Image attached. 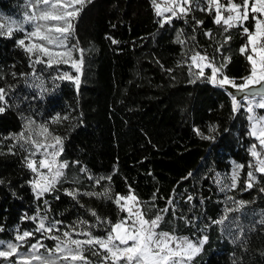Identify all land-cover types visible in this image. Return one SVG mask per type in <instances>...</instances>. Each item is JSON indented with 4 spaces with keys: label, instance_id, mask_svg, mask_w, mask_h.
<instances>
[{
    "label": "trees",
    "instance_id": "16d2710c",
    "mask_svg": "<svg viewBox=\"0 0 264 264\" xmlns=\"http://www.w3.org/2000/svg\"><path fill=\"white\" fill-rule=\"evenodd\" d=\"M9 5L0 0L1 8ZM193 17L203 25L197 27ZM160 19L152 0L86 4L73 34L74 43L85 50L78 89L72 81L54 79L60 74L53 67L37 64L33 69V59L17 44L21 34L0 35V88L6 90L7 100V109L0 114V240L14 241L17 229L34 230L35 222L24 217L37 211L49 220L63 221L62 228L80 220L95 224L90 210L115 222L123 214L114 203L85 193L110 187L113 193L126 194L131 185L151 209L150 216L175 196V211L169 207L162 230L194 240L209 236L192 264H264L260 223L264 193L259 191L264 177L243 191L247 165L253 161L249 148L257 142L249 134L248 113L232 112L227 90L203 79L190 83L187 59L193 49L215 56L217 62L230 57L225 72L239 83L249 71L239 51L246 39L238 28L232 29L228 33L232 39L220 55L216 47L224 33L212 15L197 10L163 27ZM206 31L213 33V39L204 35ZM181 33L186 43L178 42ZM56 117L58 123L53 122ZM28 119L47 124L64 138L60 160L69 164L56 191L41 199L35 198L29 184L34 174L25 166L26 151L18 144L8 150L15 143L9 137L23 131ZM196 129L214 140L203 139ZM235 164L245 165L239 187L221 190L217 176L228 185ZM189 172L191 177L183 179ZM89 176H111V181L95 185ZM66 189H78L80 195L73 199ZM153 193L155 207H151ZM188 195L193 201H187ZM228 197L248 203L239 211L226 212L236 207ZM224 215L228 219L223 225L212 223ZM92 231L106 235L104 225ZM48 243L52 248L56 242Z\"/></svg>",
    "mask_w": 264,
    "mask_h": 264
},
{
    "label": "snow or ice",
    "instance_id": "6c2138e0",
    "mask_svg": "<svg viewBox=\"0 0 264 264\" xmlns=\"http://www.w3.org/2000/svg\"><path fill=\"white\" fill-rule=\"evenodd\" d=\"M92 2L93 0H32L33 11L25 16L24 22L32 24L33 30L27 31L17 44L29 54L30 59L35 57L32 60L33 69L37 64H45L49 68L61 64L70 65L77 75L63 72L54 79L72 81L77 89L79 88L85 50L78 47V44L70 46L69 39L73 37L75 23L80 13L86 4ZM152 4L156 15L161 18V27L164 24H171L174 19H186L197 10L212 15L213 23L224 33L222 41L218 42L216 47V53L220 55H223L225 45L232 39L228 34L232 29L238 28L245 37L246 42L239 51L245 55L249 71L246 76L239 78V83L236 78L229 77L225 72L230 57H224L222 62H217L215 56H209L203 50L193 49L187 59L190 61L188 67L193 77L190 83L203 79L219 88L227 90L230 87L242 94L238 99L233 92H228L232 112L235 114L241 109L246 110L247 119L251 123L249 134L258 141L249 148L253 161L247 165L249 171L246 173L243 191L252 189L260 184L261 178L264 177V114L257 112V109L264 110V0H160V2L152 0ZM193 19L197 27L203 25V20L195 17ZM14 31L25 30L0 25V34L11 37ZM181 35L182 33L177 36L178 42L186 43L181 39ZM204 35L213 39L211 31H206ZM192 39L194 40L195 36ZM112 43L118 41L112 39ZM193 68L196 71H192ZM6 109V90L0 88V114ZM59 120L60 117H56L53 122L58 123ZM215 130V127L211 129L213 132ZM195 131L203 139L214 140V136H205L199 129ZM9 138L15 142L8 149L9 152L18 144L27 153L25 166L34 174L29 184L35 198L41 199L45 194L56 191V186L65 175V169L69 167L66 160H60L64 150V138L55 134L47 124H36L31 119L26 120L23 131ZM37 156L40 157L38 160ZM244 167V164L234 165L229 177L230 183L226 186L224 180L217 176L216 182L222 185L221 190H224V187L228 190L238 188ZM81 171L86 172V169L82 167ZM191 175L189 172L183 179H188ZM88 178L94 180L95 185H100L101 181H111V176ZM259 191L264 193V187H260ZM65 193L73 199L80 195L78 189L71 191L66 189ZM85 194L108 199L123 215L113 222L109 218L100 217L95 210H90V215L95 218V224L80 220L75 225H64L62 228L63 221L49 220L46 214L42 215L37 211L36 215L24 217L35 222L34 230L21 232L17 229L14 241L0 240L2 246L0 260L7 261L8 264H93L85 255L86 252H90L94 256H100L101 264H192L209 241L208 235L193 240L187 236L176 235L174 230L161 229L169 207L175 211L174 195L168 198L163 209L150 216L151 209L136 195L131 185H128L126 194L113 193L110 187L102 192ZM193 199L192 195L187 196L188 202ZM228 199L233 201L236 207H229L226 212L239 211L248 203L243 200L237 201L235 197ZM155 200L156 193H153L151 207H155ZM44 204L47 207V200H44ZM227 219L228 216L224 215L212 223L223 225ZM260 223L264 224V220ZM99 225L105 226L106 235L93 234L92 229ZM0 231H3V228H0ZM37 233L40 234L39 239L36 238ZM76 236H83L85 239L74 238ZM45 239L56 241L55 246L49 248L43 242ZM30 240L35 242L29 243ZM25 246L27 251L21 252L20 249Z\"/></svg>",
    "mask_w": 264,
    "mask_h": 264
},
{
    "label": "rangeland",
    "instance_id": "374dc122",
    "mask_svg": "<svg viewBox=\"0 0 264 264\" xmlns=\"http://www.w3.org/2000/svg\"><path fill=\"white\" fill-rule=\"evenodd\" d=\"M6 1H8L10 3V5H9L8 9H3L0 7V25H4L5 28H7L8 26L13 27L14 29L23 28L25 30L24 32L14 31L13 34H15V33L21 34L22 38H24L25 33L27 31L33 30V27H34L32 24L24 22L25 16L28 14H31L33 11L32 0H6ZM158 2H160V0H158ZM0 35L1 36H7V35H3V34H0ZM72 44H75L73 41V37H71L69 39V45L71 46ZM32 59L34 60L35 57H32ZM53 68H55L59 72V74H62L63 72H69L72 75H77V73L75 72V69L71 68L70 65L61 64L58 66H53ZM80 76H81V74H80ZM227 92H233L234 93L235 90L231 89L229 87L227 89ZM257 112L259 114H264V110L257 109ZM250 126H251V123H250ZM256 143H258V141ZM39 158H40L39 156L36 157L37 160ZM39 237L40 236H36L37 239H39ZM74 238L85 239V237H83V236H76ZM48 240H51V239H45L43 242L49 247ZM31 242L29 241V243H31ZM54 242H56V241H54ZM0 247H2V246H0ZM20 251L26 252L27 247L25 246V247L21 248ZM41 251H43V250H41ZM85 255H87L89 257V259L93 262V264H101L100 256H94L90 252H86ZM3 264H8V262L4 261Z\"/></svg>",
    "mask_w": 264,
    "mask_h": 264
},
{
    "label": "water",
    "instance_id": "95a60500",
    "mask_svg": "<svg viewBox=\"0 0 264 264\" xmlns=\"http://www.w3.org/2000/svg\"><path fill=\"white\" fill-rule=\"evenodd\" d=\"M235 93V95L238 97V98H241L242 97V94L241 93H239V92H234Z\"/></svg>",
    "mask_w": 264,
    "mask_h": 264
}]
</instances>
